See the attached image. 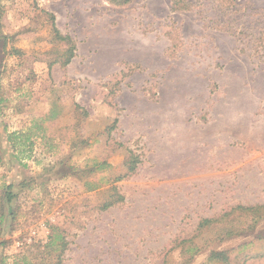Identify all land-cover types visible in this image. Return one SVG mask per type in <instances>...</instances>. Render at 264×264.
<instances>
[{"label":"rangeland","instance_id":"rangeland-1","mask_svg":"<svg viewBox=\"0 0 264 264\" xmlns=\"http://www.w3.org/2000/svg\"><path fill=\"white\" fill-rule=\"evenodd\" d=\"M195 2L0 0V264H264V0Z\"/></svg>","mask_w":264,"mask_h":264},{"label":"trees","instance_id":"trees-1","mask_svg":"<svg viewBox=\"0 0 264 264\" xmlns=\"http://www.w3.org/2000/svg\"><path fill=\"white\" fill-rule=\"evenodd\" d=\"M108 3L115 6H124L128 5L132 2V0H106ZM196 6L195 0H171V10L172 12H189L195 10ZM228 10L230 8H227ZM0 46L2 56L10 55L8 51L7 44L10 39H14L13 35L4 34L2 17L0 18ZM226 30L235 36L238 41L241 40V36H237L240 34L237 28L232 21L227 22ZM56 34L58 31L56 30ZM262 38L255 41L261 44H264V33H261ZM63 40L68 39L70 37H63ZM75 46L68 50L69 57L66 60V63L69 64L74 57ZM17 52V50H14ZM19 52V51H18ZM10 141L11 138H10ZM13 143V142H12ZM15 148V146H13ZM134 161V162H133ZM132 162V163H131ZM136 160L135 158L130 159L131 170H134ZM13 196L11 194H7V200L10 201ZM264 220V204L262 205H247V206H236L233 207L230 211L225 212L220 217L213 218H203L199 223V228H206L207 230L214 231L215 238L220 241H225L227 239L233 237H239L243 235H247L253 233L256 230L257 225L260 221ZM258 238V237H257ZM63 245V244H62ZM49 244H47V247ZM52 246V242L50 243ZM201 251L199 246H195L192 250L191 255L186 261L193 260L195 256ZM234 250H211L209 253L208 260L209 262H217L220 264H233L232 255Z\"/></svg>","mask_w":264,"mask_h":264}]
</instances>
